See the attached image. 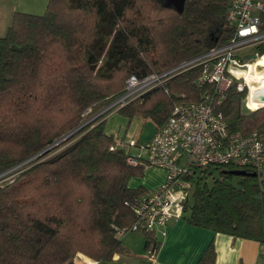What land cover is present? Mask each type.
<instances>
[{"label": "trees", "instance_id": "trees-1", "mask_svg": "<svg viewBox=\"0 0 264 264\" xmlns=\"http://www.w3.org/2000/svg\"><path fill=\"white\" fill-rule=\"evenodd\" d=\"M229 3L185 0L178 12L162 0H48L41 14L14 12L0 36V174L122 95L128 76L162 74L224 44L233 33ZM253 51L264 58V41ZM199 73V65L175 72L117 111L129 121L148 117L157 128L175 103L213 94ZM246 94L235 80L222 98L212 96L216 111L229 134L257 131L264 139V106L257 107L264 102L245 110ZM104 125L97 116L63 151L31 159L11 183L0 184V264H76L77 255L99 261L130 253L121 237L135 222L132 203L147 189L129 186V179L145 167L128 162ZM236 169L254 171L232 164L196 170L182 217L264 243V173L236 175ZM141 231L153 255L158 242L152 231ZM197 264H215L212 240Z\"/></svg>", "mask_w": 264, "mask_h": 264}, {"label": "built area", "instance_id": "built-area-1", "mask_svg": "<svg viewBox=\"0 0 264 264\" xmlns=\"http://www.w3.org/2000/svg\"><path fill=\"white\" fill-rule=\"evenodd\" d=\"M261 9L262 3L257 0H230L226 19L232 25L233 33L224 44L162 74L152 73L140 79L130 75L125 79L124 93L110 104L115 106L114 110L161 85L171 74L194 65L200 66L197 80L210 83L213 94L206 93L198 101L175 103L171 115L146 143L140 145L144 154L129 152V147L137 144L133 140H115L116 147L129 153L130 164L163 168L166 172L161 185L148 189L134 200L131 208L135 222L123 231L124 234L140 229L155 231L182 217L193 189L191 177L195 176L196 170L213 164H232L264 173V139L257 131L243 137L237 133L229 134L212 97L222 98L235 80L239 90L244 86L247 88L244 99L251 94L245 72L252 64L254 68L262 67L257 63L262 55L253 51L256 44L264 41V30L260 29L262 17L257 13ZM260 90L264 91V88Z\"/></svg>", "mask_w": 264, "mask_h": 264}, {"label": "crops", "instance_id": "crops-1", "mask_svg": "<svg viewBox=\"0 0 264 264\" xmlns=\"http://www.w3.org/2000/svg\"><path fill=\"white\" fill-rule=\"evenodd\" d=\"M257 1L262 3V9L257 13L264 16V0ZM47 2L48 0H0V36L10 25L14 12L41 14L45 10ZM257 61L262 66L261 70L254 68L252 64L253 72L264 79V73H262L264 72V58L258 57ZM251 81L256 83L254 91L250 95L252 104L248 102L249 107L257 102H264L261 99L252 100L259 84L254 76ZM244 103L245 101H243ZM243 107L248 110L255 108V106L251 109ZM105 132L108 133L106 130ZM113 138L116 141H125L114 135ZM142 154L144 153L142 152ZM165 174L163 168L145 167L140 177L132 176L129 179V186L142 185L147 190L152 189L163 183ZM152 232L158 242V247L153 255L144 248V243L142 250L137 252H133L129 246L124 244L130 251L129 254L117 253L110 260L99 261L81 258L76 264H197L201 253L211 240L215 248V264H264V243L195 226L189 224L184 217L173 219L164 227Z\"/></svg>", "mask_w": 264, "mask_h": 264}, {"label": "rangeland", "instance_id": "rangeland-1", "mask_svg": "<svg viewBox=\"0 0 264 264\" xmlns=\"http://www.w3.org/2000/svg\"><path fill=\"white\" fill-rule=\"evenodd\" d=\"M257 69L261 70L260 67H257ZM239 81L240 80H238V82ZM246 81L250 85L251 93H253L254 86H255L254 84L256 82L255 81L250 82L248 79H246ZM114 101L115 100L111 101L109 104H111ZM244 101L245 103L244 104L242 103L243 106H246V108H250V109L253 108L254 106L256 107V104L260 103V102H257L249 107L248 102L250 103L252 102L251 96H248V98L244 99ZM107 105L105 106L99 105L95 109L85 113L83 119L78 125L80 126L79 128L77 126L73 130H70L64 133L59 138L54 140L49 145V148L45 152L37 156L36 159H39V160L47 159L63 151L66 147L71 145L76 140L77 138L75 136L76 131L80 129L82 126L87 125L92 120H94L96 118V114H98L99 112H102V110H104V112L100 113L101 115L99 116H104L105 118V125H104L105 130L109 134H113L117 138H122L127 142L130 140H133L134 142H136L137 143L136 145H132L129 147V152L134 155H141L142 151L140 149V145H143L151 138V135L153 134L155 130L154 122L148 117H135L129 121V119L123 113H121L120 111H117V109L114 110L115 106L108 107ZM261 106H264V105H259L257 107H261ZM245 110H248V109H245ZM21 166L23 165L17 166L13 169L10 168V170L4 171L3 173H1L0 174V184L2 185L5 183H11L16 178L18 172L20 171L18 169ZM210 182H211V179L208 177L207 183H210ZM121 240H122V243L129 246L133 252L141 251L143 247V243H144V232L141 230L128 231L126 232V234H124L123 237H121ZM82 255H77L75 258H73L75 262H79L81 258H87V256L85 257V255L84 256Z\"/></svg>", "mask_w": 264, "mask_h": 264}, {"label": "water", "instance_id": "water-1", "mask_svg": "<svg viewBox=\"0 0 264 264\" xmlns=\"http://www.w3.org/2000/svg\"><path fill=\"white\" fill-rule=\"evenodd\" d=\"M162 1H163V3H164L165 6L173 7L178 12H181L183 10V6H184V2H185V0H162ZM252 57H255V55H252ZM258 93L260 95L264 96V91L259 90ZM107 106L110 107L111 105L109 104ZM103 112H104V110H102V112H99L98 114H96V117L99 116V115H101L100 113H103ZM79 127L80 126H78V128ZM48 148H49V146L45 147L44 149H42L39 152H37L36 154L32 155L28 159H26L23 162L15 165L11 169H13V168H15L17 166L23 165V164L27 163L28 161H30L33 158H36L37 156H39L40 154H42L43 152H45ZM8 170H10V169H8ZM8 170H6V171H8ZM233 173L236 174V175H256V172L255 171L249 172V171H247L245 169H236V170H233Z\"/></svg>", "mask_w": 264, "mask_h": 264}, {"label": "bare ground", "instance_id": "bare-ground-1", "mask_svg": "<svg viewBox=\"0 0 264 264\" xmlns=\"http://www.w3.org/2000/svg\"><path fill=\"white\" fill-rule=\"evenodd\" d=\"M253 76L257 80L259 84V88L254 92L252 96V100L255 101V99H261L264 100V96L257 93L261 88H264V79H262L257 73L253 72V66H250V70L248 72H245V78L248 80H253Z\"/></svg>", "mask_w": 264, "mask_h": 264}]
</instances>
